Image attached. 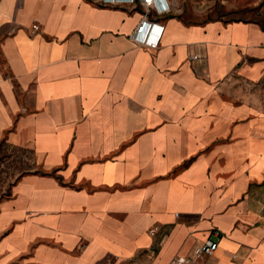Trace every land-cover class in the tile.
<instances>
[{
	"label": "crops",
	"instance_id": "1",
	"mask_svg": "<svg viewBox=\"0 0 264 264\" xmlns=\"http://www.w3.org/2000/svg\"><path fill=\"white\" fill-rule=\"evenodd\" d=\"M108 1L0 3V137L44 168L0 200V264H170L208 239L191 264H264V27L166 0L153 48L145 8Z\"/></svg>",
	"mask_w": 264,
	"mask_h": 264
},
{
	"label": "rangeland",
	"instance_id": "2",
	"mask_svg": "<svg viewBox=\"0 0 264 264\" xmlns=\"http://www.w3.org/2000/svg\"><path fill=\"white\" fill-rule=\"evenodd\" d=\"M185 1V0H184ZM189 1V0H187ZM185 3L184 17L188 21L264 19V0H206L207 11L197 16L192 5ZM205 8V9H206ZM258 107L264 111V89L258 95ZM43 165L33 150L13 146L0 137V200L10 195L18 179L29 172L43 171Z\"/></svg>",
	"mask_w": 264,
	"mask_h": 264
},
{
	"label": "built area",
	"instance_id": "3",
	"mask_svg": "<svg viewBox=\"0 0 264 264\" xmlns=\"http://www.w3.org/2000/svg\"><path fill=\"white\" fill-rule=\"evenodd\" d=\"M1 1L2 0H0V3ZM99 1L104 3L109 2L108 0ZM131 2L141 5L145 8L144 17L138 25L135 34H133V39L141 45H146L153 48L159 47L164 31V26L160 25L159 32L156 38H152V35L154 34L157 26V22L151 19V14L153 11H156L158 14L167 13L169 11V7L166 4V0H131ZM159 2L160 4H162V7L159 6ZM261 13L264 14V3L261 6ZM32 28L34 32L38 31L40 29L39 23L35 22ZM198 58L199 56H194V59ZM158 230L159 228L155 227L152 229L151 233L153 235H156ZM218 247L219 243L217 241L208 239L194 248L193 256L178 255L170 261V264H191L194 258H200L206 255H211L218 249Z\"/></svg>",
	"mask_w": 264,
	"mask_h": 264
},
{
	"label": "trees",
	"instance_id": "4",
	"mask_svg": "<svg viewBox=\"0 0 264 264\" xmlns=\"http://www.w3.org/2000/svg\"><path fill=\"white\" fill-rule=\"evenodd\" d=\"M237 20H252V21H256V22L262 24V26L264 27V19L257 18V19H237Z\"/></svg>",
	"mask_w": 264,
	"mask_h": 264
}]
</instances>
